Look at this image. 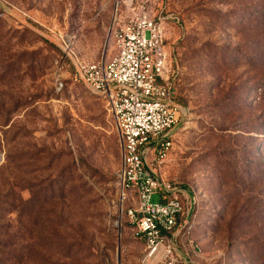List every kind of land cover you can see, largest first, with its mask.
<instances>
[{"label":"rangeland","instance_id":"374dc122","mask_svg":"<svg viewBox=\"0 0 264 264\" xmlns=\"http://www.w3.org/2000/svg\"><path fill=\"white\" fill-rule=\"evenodd\" d=\"M122 1L0 0V218L25 264H140L114 116L69 78L59 46L70 35L76 56L109 59ZM148 1L166 17L185 110L162 164L191 202L184 246L201 262L264 264V0Z\"/></svg>","mask_w":264,"mask_h":264},{"label":"built area","instance_id":"2783aa9c","mask_svg":"<svg viewBox=\"0 0 264 264\" xmlns=\"http://www.w3.org/2000/svg\"><path fill=\"white\" fill-rule=\"evenodd\" d=\"M121 3L125 19L115 13L107 36L112 56L82 59L72 49L73 36L65 35L59 42L61 63L69 59V78L102 97L114 116L121 146L119 199L126 206L123 217L142 244L140 264H214L192 259L185 248L191 202L176 182L162 175L176 124L185 115L173 100L166 17L153 14L148 0ZM55 80L63 89V81Z\"/></svg>","mask_w":264,"mask_h":264},{"label":"trees","instance_id":"16d2710c","mask_svg":"<svg viewBox=\"0 0 264 264\" xmlns=\"http://www.w3.org/2000/svg\"><path fill=\"white\" fill-rule=\"evenodd\" d=\"M59 52L61 53L60 50ZM1 220L0 218V264H25L18 243V234L11 233L9 224Z\"/></svg>","mask_w":264,"mask_h":264},{"label":"crops","instance_id":"0c3cea01","mask_svg":"<svg viewBox=\"0 0 264 264\" xmlns=\"http://www.w3.org/2000/svg\"><path fill=\"white\" fill-rule=\"evenodd\" d=\"M83 59V58H82ZM95 60H97V59H95ZM95 60H88V61H95Z\"/></svg>","mask_w":264,"mask_h":264}]
</instances>
